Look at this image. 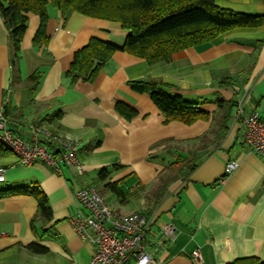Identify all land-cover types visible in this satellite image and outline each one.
<instances>
[{
  "label": "crops",
  "instance_id": "obj_1",
  "mask_svg": "<svg viewBox=\"0 0 264 264\" xmlns=\"http://www.w3.org/2000/svg\"><path fill=\"white\" fill-rule=\"evenodd\" d=\"M48 1V46H34L40 18L30 14L20 54V82L15 85L10 35L0 15V111L7 112L8 129L25 139L30 138L29 125L41 124L77 142L85 173L77 176L64 165L57 172L40 162L22 166L12 153L0 156V168L6 170L0 189L38 184L53 212L47 226L32 228L38 212L35 198H0V264H88L95 246L83 241L71 224L72 218L86 213L76 193L88 186L96 187L117 212L151 214L154 224L147 239L162 264H231L249 257L264 262V158L246 144L242 119L235 118L243 102L246 114L257 112L264 119V28L183 50L171 63L150 65L118 51L94 83H72L65 74L74 54L91 38L123 47L129 32L120 23L77 12L65 20ZM227 1L219 5L238 11L233 0ZM234 1L245 5L242 10L253 4L255 11L246 12L264 15V0ZM38 70L44 71L43 79L36 91H30L26 80ZM149 78L171 84L173 92L198 103L210 119L192 125L167 122L149 95L129 86ZM224 78L237 81L222 85ZM219 97L237 104L221 142L210 135L217 129L213 117ZM117 103L136 115L125 118ZM180 160L187 161L186 168L157 204L160 178L172 170L177 173ZM233 161L238 169L226 176V166ZM188 164L197 166L190 174ZM167 224L175 229L169 242L162 233ZM32 243L48 253L30 252L27 246ZM196 251L200 259L193 257Z\"/></svg>",
  "mask_w": 264,
  "mask_h": 264
},
{
  "label": "trees",
  "instance_id": "obj_2",
  "mask_svg": "<svg viewBox=\"0 0 264 264\" xmlns=\"http://www.w3.org/2000/svg\"><path fill=\"white\" fill-rule=\"evenodd\" d=\"M219 1L221 0H52V5L62 12L65 20L71 12H77L90 18L120 23L122 28L129 32L123 47L91 38L84 48L74 54L65 76L71 78L72 83L79 80L94 83L102 69L118 51L142 58L150 65L171 63L176 54L183 50L213 44L235 32H255L264 28L263 14L238 12L222 7ZM48 5V0H0V15L10 35L13 85L20 82L18 77L20 54L30 14L40 18V26L33 41L34 46H48L50 40ZM43 75L44 71H36L26 80L25 88L36 91ZM235 81L237 80L224 78L221 84L230 85ZM129 86L136 93L149 95L166 117L167 122L179 121L192 125L199 120L210 119L208 113L199 109L198 103L173 92V86L161 78L132 81ZM217 104L218 112L213 117L217 129H212L210 135H214L217 141L221 142L230 129L232 112L237 104L222 97H219ZM116 109L127 119H132L136 115L135 110L123 103H117ZM3 113L7 116L6 111ZM6 153L11 152L0 144V156ZM180 161L176 164L179 166V169L175 168L178 170L177 173L172 170L160 178L159 192L155 197L157 204L160 203L168 186L186 168L187 161ZM188 165L190 174L197 166ZM101 176L104 177L103 173ZM14 196L36 199L38 212L31 221L32 228H36L38 224L45 227L53 220L48 196L38 184L0 189L1 199ZM146 216L152 217L151 214ZM27 249L34 254L48 253L45 247L37 243L28 245ZM231 264H264V262L257 257H249L237 259Z\"/></svg>",
  "mask_w": 264,
  "mask_h": 264
},
{
  "label": "built area",
  "instance_id": "obj_3",
  "mask_svg": "<svg viewBox=\"0 0 264 264\" xmlns=\"http://www.w3.org/2000/svg\"><path fill=\"white\" fill-rule=\"evenodd\" d=\"M244 107L243 102L237 106L235 118L242 119L246 144L264 158V119L257 112L246 114ZM28 131L30 138L25 139L8 129L6 117L0 111V144L17 157L22 166L40 162L60 172L61 165H64L75 175H84L85 166L79 159L80 145L77 142L43 125H29ZM238 166L235 161L229 162L226 176L233 174ZM5 171L0 168V182L4 181ZM76 198L86 213L72 218L71 224L83 241L95 246L94 256L88 264H128L130 261L135 264H162L147 239L154 224L152 217L140 213L124 215L115 211L94 186L81 188ZM162 233L164 240L169 242L174 239L175 229L167 224L162 227ZM193 257L200 259V252H194Z\"/></svg>",
  "mask_w": 264,
  "mask_h": 264
},
{
  "label": "rangeland",
  "instance_id": "obj_4",
  "mask_svg": "<svg viewBox=\"0 0 264 264\" xmlns=\"http://www.w3.org/2000/svg\"><path fill=\"white\" fill-rule=\"evenodd\" d=\"M220 3L222 2V3H224V4H226L228 1L227 0H221V1H219ZM233 3H231V5L234 7V9H236V10H238V12H240V11H242L243 13H248V12H246V11H255V8H254V6L255 5H251V6H246V10H242L243 9V7L245 6L244 4L243 5H236L234 2H236V1H232ZM221 3V5H223ZM224 7V6H223ZM242 7V8H241ZM250 13H254V12H250ZM1 187V186H0ZM6 188H8V187H6Z\"/></svg>",
  "mask_w": 264,
  "mask_h": 264
}]
</instances>
